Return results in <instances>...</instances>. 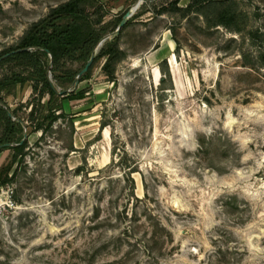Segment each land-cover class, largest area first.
<instances>
[{
	"label": "rangeland",
	"instance_id": "374dc122",
	"mask_svg": "<svg viewBox=\"0 0 264 264\" xmlns=\"http://www.w3.org/2000/svg\"><path fill=\"white\" fill-rule=\"evenodd\" d=\"M65 1L0 0V53ZM105 1L112 18L169 0ZM239 7L262 39L142 15L123 33L117 84L101 60L44 139L25 129V162L0 187V264H264V69L247 66L264 52V0ZM5 101L27 119L30 83ZM120 160L137 170L133 186Z\"/></svg>",
	"mask_w": 264,
	"mask_h": 264
},
{
	"label": "trees",
	"instance_id": "16d2710c",
	"mask_svg": "<svg viewBox=\"0 0 264 264\" xmlns=\"http://www.w3.org/2000/svg\"><path fill=\"white\" fill-rule=\"evenodd\" d=\"M181 1L169 0L166 4L152 8L147 7V2L143 3L140 12L133 15L119 35L106 40L96 50L104 37L116 32L128 11L109 18L111 12L105 0H67L52 7L44 18L32 24L16 46L0 53L1 58L13 51L29 48L28 51L19 52L0 63V68H10L0 78V146L13 145L0 150V154L8 150L11 152L8 163L0 168V187L13 182L18 174V167L25 162L28 140L21 144L25 129L42 132L41 140L44 139L55 123L66 116V100L78 101L87 97L86 90L80 91L73 85L95 51L93 65L80 83L91 80L96 64L103 60L102 72L106 80L117 84L118 68L128 57L121 44L123 33L142 15L149 12L152 19L164 15L180 16L181 19L199 17L208 30L223 27L231 33L242 35L244 43L247 40L262 39L258 30H247L248 15L241 11L239 0H189L186 7L180 6ZM255 60L257 63L248 62L247 66L264 69L263 51L259 52ZM159 69V90L164 92L168 87L172 89L173 78L168 61L164 60ZM26 83H30L32 87L33 103L27 119H23L18 109L13 110L7 106L5 99ZM65 90L71 91L61 95ZM9 112L12 116H9ZM71 126L74 129L73 123ZM108 127H111V123L106 121L103 113L100 132ZM71 151L75 150L71 148ZM120 162L123 166L126 164L122 160ZM126 167V179L133 186V174L137 170L127 164Z\"/></svg>",
	"mask_w": 264,
	"mask_h": 264
},
{
	"label": "water",
	"instance_id": "95a60500",
	"mask_svg": "<svg viewBox=\"0 0 264 264\" xmlns=\"http://www.w3.org/2000/svg\"><path fill=\"white\" fill-rule=\"evenodd\" d=\"M140 3H141V2H137V3H136V4H135V5H134V6H133L128 12H126V14H125L124 17H123V20L121 21V23H120L118 29L116 30V32H114L113 34H110V35L104 37V38L102 39V41L99 43V45H98V47L96 48V50H98V48L103 44V42H105L106 40L111 39L112 37H114V36L120 34L122 28H124V27L126 26V24L128 23V21L133 17L134 13H135V12L137 11V9L140 7ZM28 50H29V48H24V49H20V50H17V51H13V52H11V53H8V54H6V55H4L3 57L0 58V63H1L4 59H6V58H8V57H10V56H12V55H15V54H17V53H19V52L28 51ZM95 57H96V51H95V53L92 55V57H91V59L89 60V62L86 64L85 68L79 73L78 77H77L76 80H75V84H74L73 86H77L78 84H80V80H81V78H82V77H83V76L89 71V69H90L91 66L93 65V62H94V60H95ZM160 82H161V80H160ZM160 82H159L158 84H160ZM70 91H71V90H65V91L61 92L60 94H61V95H64V94L69 93ZM9 116H12L11 112H9ZM25 140H27V134H26V132L24 133V138H23L21 144L24 143ZM9 146H13V145H12V144H6V145H3V146H0V150H1L3 147H9Z\"/></svg>",
	"mask_w": 264,
	"mask_h": 264
},
{
	"label": "bare ground",
	"instance_id": "6f19581e",
	"mask_svg": "<svg viewBox=\"0 0 264 264\" xmlns=\"http://www.w3.org/2000/svg\"><path fill=\"white\" fill-rule=\"evenodd\" d=\"M159 83V82H158ZM109 130L108 129H105V137L107 138V139H109L110 137H109Z\"/></svg>",
	"mask_w": 264,
	"mask_h": 264
},
{
	"label": "crops",
	"instance_id": "0c3cea01",
	"mask_svg": "<svg viewBox=\"0 0 264 264\" xmlns=\"http://www.w3.org/2000/svg\"><path fill=\"white\" fill-rule=\"evenodd\" d=\"M188 4H189V3H188ZM188 4H187V5H188Z\"/></svg>",
	"mask_w": 264,
	"mask_h": 264
}]
</instances>
